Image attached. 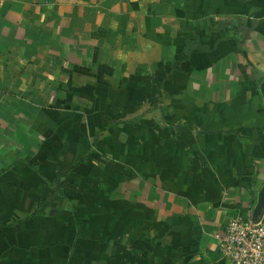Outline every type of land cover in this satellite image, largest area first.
<instances>
[{"label": "crops", "instance_id": "0c3cea01", "mask_svg": "<svg viewBox=\"0 0 264 264\" xmlns=\"http://www.w3.org/2000/svg\"><path fill=\"white\" fill-rule=\"evenodd\" d=\"M263 75L264 0H0V264H230Z\"/></svg>", "mask_w": 264, "mask_h": 264}, {"label": "built area", "instance_id": "2783aa9c", "mask_svg": "<svg viewBox=\"0 0 264 264\" xmlns=\"http://www.w3.org/2000/svg\"><path fill=\"white\" fill-rule=\"evenodd\" d=\"M218 251L230 264H264V221L254 212L235 213L227 220Z\"/></svg>", "mask_w": 264, "mask_h": 264}, {"label": "trees", "instance_id": "16d2710c", "mask_svg": "<svg viewBox=\"0 0 264 264\" xmlns=\"http://www.w3.org/2000/svg\"><path fill=\"white\" fill-rule=\"evenodd\" d=\"M264 80V75L260 79V84ZM70 172H63L60 175L56 176L52 181L48 183L50 187V191L46 195L44 201H47L48 198L56 197L62 202V206L60 207L61 211H73V204L68 198L67 194L64 192V178L69 175ZM244 213V212H243Z\"/></svg>", "mask_w": 264, "mask_h": 264}, {"label": "water", "instance_id": "95a60500", "mask_svg": "<svg viewBox=\"0 0 264 264\" xmlns=\"http://www.w3.org/2000/svg\"><path fill=\"white\" fill-rule=\"evenodd\" d=\"M260 91H261V94L263 96V103H264V80L260 85ZM263 207H264V186H263V188L259 194V203H258V206L255 210V217H258L262 214Z\"/></svg>", "mask_w": 264, "mask_h": 264}, {"label": "rangeland", "instance_id": "374dc122", "mask_svg": "<svg viewBox=\"0 0 264 264\" xmlns=\"http://www.w3.org/2000/svg\"><path fill=\"white\" fill-rule=\"evenodd\" d=\"M262 98H263V96H262Z\"/></svg>", "mask_w": 264, "mask_h": 264}]
</instances>
